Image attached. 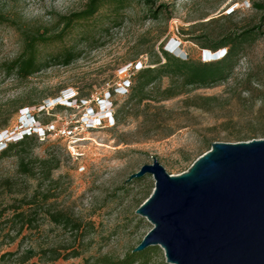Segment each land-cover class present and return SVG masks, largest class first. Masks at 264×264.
Returning a JSON list of instances; mask_svg holds the SVG:
<instances>
[{
  "label": "rangeland",
  "instance_id": "rangeland-1",
  "mask_svg": "<svg viewBox=\"0 0 264 264\" xmlns=\"http://www.w3.org/2000/svg\"><path fill=\"white\" fill-rule=\"evenodd\" d=\"M87 1L0 0V11L23 27H52L58 14L80 10ZM258 1L262 0H156L155 9L166 4L158 17L140 0H132L117 18L109 17L104 8L94 18L88 37L79 27L64 43L43 48L41 57L46 58L62 51L66 44L74 46L79 54L71 63L50 61L27 79H17L6 70V63L22 51V34L10 23L0 25V132L4 128L20 132L23 125L32 124L33 116L41 121V127L54 124L62 130L38 134L27 145L0 156V264H18L17 256L31 246L55 244L84 250L81 257L60 259L55 264L80 262L104 253L124 256L153 227L136 210L151 195L155 179L151 173L129 179L135 171L156 157L166 171L182 173L207 151L206 138L217 136L229 141L233 139L227 138L230 133L244 135L261 128L264 17L252 6ZM255 26L259 28L247 40L233 76L189 93L216 95L211 110L185 107L184 95L162 102L149 99L148 105L146 101L126 103L132 84L128 86L125 80H133L137 64L155 63L161 47L177 55L201 58L199 41L211 43L221 32ZM174 45H179L183 53H176ZM221 52L207 50L205 59L218 58ZM250 74L261 82L252 83L262 88L261 97H250L240 84ZM168 83L165 77L161 85ZM115 86L120 89L109 98L113 106L105 109L98 99H107V90ZM74 95L87 99L68 108L57 105ZM90 105L108 112H100L96 118L89 113L91 122L97 123L111 111L114 122L110 118L100 126H86L81 116ZM22 157L31 164L32 175L19 170ZM40 158L49 162L42 167ZM54 162L58 167L47 175L46 168ZM31 198L35 202L32 208H36L34 227L18 232L20 223L9 217L15 207L26 208L25 202ZM54 210L73 215L82 229L71 232L53 224L50 211ZM156 246L160 250L154 258L166 260L164 250ZM7 251L17 254L3 258Z\"/></svg>",
  "mask_w": 264,
  "mask_h": 264
},
{
  "label": "trees",
  "instance_id": "trees-1",
  "mask_svg": "<svg viewBox=\"0 0 264 264\" xmlns=\"http://www.w3.org/2000/svg\"><path fill=\"white\" fill-rule=\"evenodd\" d=\"M132 0H88L80 10H73L65 12L64 14H58L56 16V22L54 26H20L16 24L15 20L8 17L5 13L0 11V25L2 23H10L18 28L22 34V51L16 58L7 62L6 70L9 74L15 75L18 79H27L34 73L40 71L50 61H56L63 64H69L78 56L79 52L74 46L67 45L62 51L57 53H51L46 58H42L43 48L48 47L51 44L64 43L66 38L72 35L77 28L83 29V36L88 37V32L91 28V24L94 23V18L98 12L102 9H106L108 16L111 18H117L121 11L129 6ZM150 13H153L155 17H158L162 12V7H165V3H161L155 9L156 0H140ZM252 6L258 11L262 12L261 18L264 17V0L253 2ZM161 7V8H160ZM162 9V10H161ZM235 12V9L229 12V16ZM259 26L244 28L242 31L235 29L221 32L216 40L210 42L199 41L203 50H222V55L212 60H205L201 55V58H193L188 55L175 54L168 48L161 47V55L157 54V61L153 64L141 66H135L133 71V80L127 79L128 86H131L127 104L134 102L135 104H141L146 101V105L149 104L148 100L152 99L157 102L173 99L184 95L182 102L187 108H201L206 111L211 110L213 102L217 100L216 95H202L189 94L192 89L196 88H209L217 84L228 81L235 70V67L240 60V56L243 54L246 47L247 40L257 31ZM162 58V59H161ZM167 77L169 83L162 87L163 79ZM254 81L259 79L253 78L252 74L246 76L240 84L244 86V89L250 92V97H261V89L252 86ZM117 88H110L107 90L109 96L114 94V90ZM241 96V95H240ZM78 105H82L86 101L85 96L76 95L75 97ZM57 105L63 107H71L63 103H57ZM26 107L20 106L19 109ZM44 109L43 108L41 110ZM35 117V116H34ZM38 123L41 121L35 118ZM260 121L264 119L262 114L259 117ZM6 129V128H4ZM4 131V130H3ZM38 133L25 134L17 141H9L6 143L4 149L1 150L0 156L4 157L10 154L13 150L20 146H25L32 141ZM264 136V121L259 129H251L244 135L230 133L227 138L232 137L234 141H246L248 139L259 138ZM218 139L217 136L213 138H206L205 145L207 150L212 146V143ZM229 140V139H228ZM229 140V141H230ZM19 170L25 174L32 175L33 168L31 164L23 157L20 159ZM40 165L44 167L49 160L45 158L38 159ZM58 162H54L46 168L47 175H51L53 169L58 167ZM141 179V177H139ZM148 198V197H147ZM27 207L22 206L15 207L12 213V217L9 220L20 223L18 232L22 231L25 227L27 229H33L35 220L36 208L34 206V198L27 200ZM50 221L53 224L61 225L64 229H68L71 232H78L82 229V224L73 215L68 214L64 210L50 211ZM160 250L156 245L148 247L141 251H133V248L125 253L124 256L113 257L107 253L96 257H88L80 262H69L62 264H171L167 263L164 258L155 259L154 255ZM84 250L78 247H67L63 245L55 244L53 246H31L23 250V252L17 256L18 264H55L58 260L62 259L68 261L72 258L81 257ZM17 253L14 251H7L2 257L7 255L14 256ZM38 258L37 261H32Z\"/></svg>",
  "mask_w": 264,
  "mask_h": 264
},
{
  "label": "water",
  "instance_id": "water-1",
  "mask_svg": "<svg viewBox=\"0 0 264 264\" xmlns=\"http://www.w3.org/2000/svg\"><path fill=\"white\" fill-rule=\"evenodd\" d=\"M150 173L136 211L153 227L133 251L159 245L171 264H264V136L216 140L178 174L155 157L129 179Z\"/></svg>",
  "mask_w": 264,
  "mask_h": 264
},
{
  "label": "built area",
  "instance_id": "built-area-1",
  "mask_svg": "<svg viewBox=\"0 0 264 264\" xmlns=\"http://www.w3.org/2000/svg\"><path fill=\"white\" fill-rule=\"evenodd\" d=\"M206 60V59H205ZM137 66H141V63H139V64H137ZM126 82H128L127 80H125V83ZM116 89H120V87H117ZM75 97H76V95H74ZM75 97H74V103L77 105L78 103H77V101H76V99H75ZM110 96L107 98V99H104V98H99L98 99V104L100 105V103L102 102V101H104V100H106L107 102H109V109L110 108H112V106H113V101H111L110 99ZM101 99V100H100ZM70 106H72V105H70ZM95 111V112H94ZM89 113H91L92 114V116H94L93 118H96L95 116H97L99 113H100V110H99V108L98 109H94V107L92 106V105H90L87 109H86V111H84V113H83V115L81 116V122L82 123H85L86 124V126H89V127H97V125L98 126H100V124L103 122V120L104 119H109L108 118V116H113V113H112V111H111V113H110V115H107V116H105V117H103V118H100L98 121H97V123H93V122H91L92 120H93V118H91L90 116H89ZM113 118H114V116H113ZM31 126H32V128H33V130L32 129H30V128H28L27 126H25V125H23L22 126V128H23V130L22 131H20V132H11V131H9V130H7V129H5L4 131H2V133H4V132H6L5 134H4V136L0 139V149L2 150V149H4V147L6 146V143L7 142H9V141H16V140H18V139H20V137H22V135L25 133V132H31V133H38V134H46V133H49V132H52V131H56L57 133H60L62 130L61 129H57V127H55V125L54 124H52V125H47V127L46 128H44V127H41V125H40V123H38L37 121L36 122H33L32 124H31Z\"/></svg>",
  "mask_w": 264,
  "mask_h": 264
},
{
  "label": "bare ground",
  "instance_id": "bare-ground-1",
  "mask_svg": "<svg viewBox=\"0 0 264 264\" xmlns=\"http://www.w3.org/2000/svg\"><path fill=\"white\" fill-rule=\"evenodd\" d=\"M178 46H179V45H178ZM178 46L174 45V46L172 47L173 50H175V52L178 53V54H179V53H183L181 47H180V46L178 47ZM185 55H186V54H185ZM103 103L105 104V105L103 104V105H104L103 108L106 109V108L109 107V104H108V102H107L106 100H104ZM101 109H102V108H101ZM100 112H101V111H100ZM106 112H107V111L104 110L103 112H101V114H106ZM107 113H108V112H107ZM28 118H30V117H28ZM26 119H27V118H26ZM26 119H25V120H26ZM28 120H29V119H28ZM29 122H30V121H29ZM5 133H6V132H4V133H2V131L0 132V139L4 136Z\"/></svg>",
  "mask_w": 264,
  "mask_h": 264
}]
</instances>
